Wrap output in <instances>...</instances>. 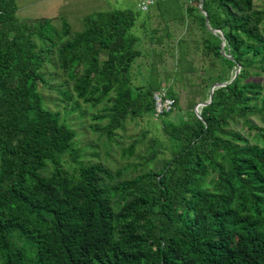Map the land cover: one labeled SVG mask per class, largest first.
Wrapping results in <instances>:
<instances>
[{
  "label": "trees",
  "instance_id": "1",
  "mask_svg": "<svg viewBox=\"0 0 264 264\" xmlns=\"http://www.w3.org/2000/svg\"><path fill=\"white\" fill-rule=\"evenodd\" d=\"M190 1L184 13L199 26L209 63L202 81L228 83L202 118L191 101L177 121L169 116L180 99L168 84L175 105L159 115L167 142L152 137L143 160L124 168L80 162L70 172L64 155L78 161L76 131L44 105L46 66L73 81L79 99L107 101L95 117L108 118L100 131L113 139L128 117L155 114L162 88L156 79L133 82L137 14L98 11L72 34L67 22L49 30L47 19L19 17L16 0H0V264H264V127L252 120L264 121V78H251L264 77V6ZM178 46L182 76L194 68L185 39ZM144 138L123 154L134 155ZM130 166L137 173L128 176Z\"/></svg>",
  "mask_w": 264,
  "mask_h": 264
},
{
  "label": "rangeland",
  "instance_id": "2",
  "mask_svg": "<svg viewBox=\"0 0 264 264\" xmlns=\"http://www.w3.org/2000/svg\"><path fill=\"white\" fill-rule=\"evenodd\" d=\"M16 2L19 7V17L38 21L47 19L49 30L52 28L61 30L67 22L72 34L82 31L85 27V17L93 13L132 9L137 14L132 31L141 37L139 47L142 51L132 69L134 84H145L150 79H156L160 87L172 84L173 90L179 96L181 109H175L169 117L176 121L185 114L186 110L193 108L191 101L201 102L210 93L211 87L202 81L204 68L209 63L202 55V44L199 40L201 31L195 18L184 13L186 5L191 4L190 0H160L148 10H142L138 0H16ZM255 5L263 7L264 0H255ZM180 38L185 39L187 58L191 60L194 69L184 71L182 76H177L175 70ZM153 48L156 50L155 54ZM54 56H56L55 51L52 57ZM154 63L155 67H153ZM45 74L48 83L41 84L39 88L44 105L60 112L61 118L76 131L75 147L80 157L75 161L70 154L64 155V166L70 172H74L80 162H102L114 170L124 168L143 160L142 156L145 155L146 146L152 137L167 142L162 118L156 114L128 117L124 126L118 129L116 136L110 140L100 131V128L107 124L108 118L95 117L104 112L103 108L107 105V101L93 106L79 99L74 92L73 81L52 64L46 66ZM251 78L264 77L253 75ZM58 87L69 90L73 99H66L56 89ZM252 120L264 127V121L260 116H253ZM233 127L242 133L247 131V127L239 123L234 124ZM143 137H145L144 141L136 145L134 155L128 157L123 154L126 147ZM165 152L169 155L168 148ZM136 173L137 171L130 166L126 175Z\"/></svg>",
  "mask_w": 264,
  "mask_h": 264
},
{
  "label": "built area",
  "instance_id": "3",
  "mask_svg": "<svg viewBox=\"0 0 264 264\" xmlns=\"http://www.w3.org/2000/svg\"><path fill=\"white\" fill-rule=\"evenodd\" d=\"M160 0H138V5L142 10H148L152 5ZM166 88L162 87L155 93V114L159 116L165 112H170L175 105L173 98L167 96Z\"/></svg>",
  "mask_w": 264,
  "mask_h": 264
},
{
  "label": "water",
  "instance_id": "4",
  "mask_svg": "<svg viewBox=\"0 0 264 264\" xmlns=\"http://www.w3.org/2000/svg\"><path fill=\"white\" fill-rule=\"evenodd\" d=\"M199 7L202 8V1H201V3H200ZM204 14L206 15V25H207V27H208L209 29H211V30H214L215 32H219L220 35H221V37L223 38V32H222L221 30H215V29H213V28L211 27V25H210L209 20H208L207 13H204ZM225 44H226L225 41H223V42H222V45L224 46ZM239 71H240V66H239L238 69L236 70V72H235V74H234V77L237 75V73H238ZM234 77H233V78H234ZM227 83H228V82H216V83H214V84L211 86L208 100H206V101H204V102H200V103H198V104L196 105V107H195V113H196V115H197L198 117L202 118V115H201V108H202L203 106H205V105H207L208 103L211 102L212 97H213L214 90H215L216 88H218V87H221V86L226 85Z\"/></svg>",
  "mask_w": 264,
  "mask_h": 264
}]
</instances>
